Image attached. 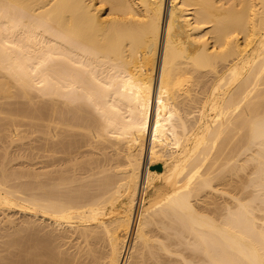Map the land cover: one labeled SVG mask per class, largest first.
<instances>
[{"label": "bare ground", "instance_id": "1", "mask_svg": "<svg viewBox=\"0 0 264 264\" xmlns=\"http://www.w3.org/2000/svg\"><path fill=\"white\" fill-rule=\"evenodd\" d=\"M93 138L96 179L14 162ZM0 143V264H67L15 210L82 264H264V0H0Z\"/></svg>", "mask_w": 264, "mask_h": 264}, {"label": "rangeland", "instance_id": "2", "mask_svg": "<svg viewBox=\"0 0 264 264\" xmlns=\"http://www.w3.org/2000/svg\"><path fill=\"white\" fill-rule=\"evenodd\" d=\"M24 128H26V127H23L22 129H24ZM81 132L82 131H78L77 133L80 134ZM99 141H100V139L93 138L92 142L94 144L91 146L90 145L75 146V148H73L74 152L72 154L60 153V154L55 155L56 156L55 158H51V157H47V156H41V157L38 156L37 158L33 157L31 159H28V161L25 159L23 160V158H22V160H21V158H17L18 161H14V162L25 161L26 167H31V165L33 164L32 167H34V168L36 167V169H38L39 171H44V170L50 171L53 169H70L76 162L83 161L84 163H86L87 169L83 170L82 172H78V176L90 178V176L92 175L91 176L92 179H96V178L100 177L103 173H101L102 170H101L100 166H98V168L96 167L95 169H92L91 164H94L95 166H96V164L97 165L103 164L105 162L106 156L107 157L109 156L108 158L110 160L114 157L116 158V156H114V154L117 153L115 146L110 145V143L108 141H107V143L104 142V144L97 143ZM24 142L28 143L27 145H29V146H34V145L39 144L38 141L32 142V141H30L29 138L25 139ZM1 144L2 143H0V145ZM17 144H18V146L15 145L14 147L10 148L11 150L15 149V151H14L15 153H17L19 151L18 148H19L20 142ZM20 146H22V148H23L22 144ZM29 146L24 145V148H27ZM22 148L20 147L19 153L22 151ZM10 149H9V151H10ZM2 151L3 150L0 149V152H2ZM44 153L47 154L48 152L47 153L44 152ZM110 155L112 157H110ZM19 159H20V161H19ZM51 161H55L56 163L53 165L48 164V163H51ZM111 161H112V163L115 162V160H111ZM36 163H38V165ZM39 164L42 165V167H40ZM39 168H44V169L41 170ZM206 198H208V196ZM206 198H204V201L202 202V204L206 203V205L203 206L205 208L209 207V205H207V204H211L210 207L212 205H214V203L212 204V202H214V201H216L218 203L219 202L223 203V201L225 200L224 198H227V197L226 196L222 197L221 195H219V193H217V194L211 193V194H209V198L208 199H206ZM211 208H213V206ZM10 213H11L10 215H13L12 218L18 224H21V222H23L24 220H34L35 219L34 220L35 225L41 224L45 227L44 231L51 232L50 235L53 234L51 236L52 241L50 240L51 241L50 245H51V247L53 245L52 249L55 251L54 253H55V255H57L59 257V259L60 258L65 259L67 261L66 262L67 264H82V261L84 259L83 255L85 254V250L88 247V241H87V238L85 237V235L82 234L81 232H82V230L87 229L88 232L90 233L91 232L90 228H84L82 226L77 227V228H67V227L63 228V227H58L57 224L51 222V220H49L48 218H45V217H41V218H43V219H41L42 220L41 221L40 217H38V216H34V215L31 216V215L26 214V213H24V215H23V213H20V212L18 213V211H16V210L12 211ZM0 214H1L0 215L1 216L0 217V232H1V226L3 228L4 225H6V224L1 222L2 221L1 219H2L4 214L2 212H0ZM26 217H27V219H26ZM86 226L89 227V224H87ZM145 230L147 232L152 231V233H155L156 231H158V227H157V225L151 224V225L147 226L145 228ZM1 240H3V239L0 238V241ZM43 246H45V245H43ZM145 250H146V248L143 246V243L140 242L138 245V251H136V253H137L136 259L139 258V260H141L142 254ZM186 251L181 250V251H178L177 253L174 252V253H170V254H168L166 251H162V257H163V259H168V260L174 259L176 261H180L183 258L182 254ZM188 252H186V253H188ZM160 264H173V263L167 262V263H160Z\"/></svg>", "mask_w": 264, "mask_h": 264}, {"label": "built area", "instance_id": "3", "mask_svg": "<svg viewBox=\"0 0 264 264\" xmlns=\"http://www.w3.org/2000/svg\"><path fill=\"white\" fill-rule=\"evenodd\" d=\"M138 209H139V205H138ZM136 216H137V212H136Z\"/></svg>", "mask_w": 264, "mask_h": 264}]
</instances>
